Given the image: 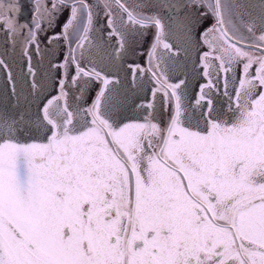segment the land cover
Instances as JSON below:
<instances>
[{
  "label": "snow or ice",
  "instance_id": "6c2138e0",
  "mask_svg": "<svg viewBox=\"0 0 264 264\" xmlns=\"http://www.w3.org/2000/svg\"><path fill=\"white\" fill-rule=\"evenodd\" d=\"M29 3L22 22L21 0H0L31 78L22 104L0 55L16 97L0 96V264H264V0ZM65 9L48 39L68 50L49 62L61 75L38 78L31 52ZM150 30L147 67L128 65L133 89L154 84L143 101L117 69ZM193 51L190 103L170 77Z\"/></svg>",
  "mask_w": 264,
  "mask_h": 264
},
{
  "label": "rangeland",
  "instance_id": "374dc122",
  "mask_svg": "<svg viewBox=\"0 0 264 264\" xmlns=\"http://www.w3.org/2000/svg\"><path fill=\"white\" fill-rule=\"evenodd\" d=\"M253 3H257L255 0H252ZM69 11H64L63 14L59 17V20L56 22L55 26L51 29H46L45 33L40 35V55H37L35 51L31 52L32 55V65L37 70V77L41 78L42 74L44 78L49 77V75L52 72H56V77H59L61 75V71L59 69H54L51 73H48V67L49 63L48 61L49 57L52 56V51L49 49L48 39L55 33H59L61 31V27L63 23L66 21L68 17ZM30 18V17H29ZM28 18V19H29ZM65 18V19H64ZM24 19L23 17H20V20ZM64 20V22H63ZM211 21H206L205 26H209ZM105 25V17L103 16V13L101 11L100 17L97 18V26L98 30L100 32H106L107 29L104 26ZM154 30H150L146 36L145 39V48L141 49L139 52V57H141L140 62L136 63L135 59L131 58V51L124 56V58L120 61V66L117 69V75L122 81L123 89L126 92H129L131 95V91L133 90L136 93V99L148 101L151 99V91L154 87L153 82L150 80L148 74H144L142 79H138L137 83L143 84V88L136 87L133 89V86L131 84L132 80V70L128 67L130 64H140L141 66L145 67L144 57L146 56L150 45L152 43V34ZM50 33V35H49ZM49 35V36H48ZM0 55L4 56L6 63L9 64L10 70L12 71L14 82L16 85L17 93L20 95L21 103L23 104L25 102V99H30L28 97L29 93V83H30V77L28 75L27 71V65L25 58L21 55V50L19 45L13 50L11 43L6 41V37L3 34L2 39L0 40ZM5 41V43H3ZM60 43V42H59ZM59 43H57L55 46H58ZM207 49H202L201 51H204ZM142 53V54H141ZM65 54V53H64ZM63 54V55H64ZM197 58H195V63L197 64L199 55H196ZM190 60V59H189ZM192 61V59L190 60ZM62 60L59 62L61 63ZM177 71V70H176ZM175 73V72H174ZM139 76V74H138ZM173 82H175L177 79L175 75L172 74L170 77ZM47 92L52 95L56 94V89L52 87V82L49 80V87L47 88ZM94 95V93L92 94ZM92 95H89L87 97V103L91 102ZM0 96H3L4 99L8 102H15V95L11 91V84L7 80L6 71L4 69H0ZM157 101H159V96L157 97ZM144 114L143 111H137V112H125L126 116L132 117L134 119H139ZM158 114H161L162 120L166 119V116L162 112H158Z\"/></svg>",
  "mask_w": 264,
  "mask_h": 264
},
{
  "label": "flooded vegetation",
  "instance_id": "af4514ba",
  "mask_svg": "<svg viewBox=\"0 0 264 264\" xmlns=\"http://www.w3.org/2000/svg\"><path fill=\"white\" fill-rule=\"evenodd\" d=\"M257 3L259 0H255ZM21 2L24 4L23 14L20 17H23L22 20H28V18L31 15V5L29 3V0H21ZM90 2H95V0H90ZM64 11H69V9H65ZM102 11V9H101ZM65 19V18H64ZM64 22V20H63ZM50 35V33H49ZM48 35V36H49ZM3 34H0V40L2 39ZM145 37L138 38L137 41L134 43L133 47L136 49L135 52L131 51V58L135 59L136 63L140 62L141 57H139V52L141 49L145 48ZM2 42V41H0ZM5 43V41H3ZM57 43L53 42V44L49 45V49L52 51V56L49 57L47 63L50 61L59 63L61 60L63 61L64 57L68 54V50L66 46L64 45L63 41H60L58 46H55ZM149 51V50H148ZM65 53V54H64ZM64 54V55H63ZM196 55H199L197 51H193L189 58L185 59L183 56L180 60V65L177 68V71L173 73L175 75L176 79H185L188 84V99L190 103H194L196 95L199 90V85L203 84L204 78L199 74L201 69L199 68L198 62L195 63ZM192 59V61L190 60ZM145 67H147L148 64V52L146 56L144 57ZM56 72H52L49 76L56 77ZM50 95H52L50 93ZM219 99H223V97H219ZM87 102V101H86ZM161 114H158V118L162 120Z\"/></svg>",
  "mask_w": 264,
  "mask_h": 264
}]
</instances>
